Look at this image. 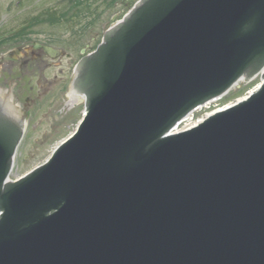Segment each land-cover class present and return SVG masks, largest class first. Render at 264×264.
Wrapping results in <instances>:
<instances>
[{
    "label": "water",
    "instance_id": "water-1",
    "mask_svg": "<svg viewBox=\"0 0 264 264\" xmlns=\"http://www.w3.org/2000/svg\"><path fill=\"white\" fill-rule=\"evenodd\" d=\"M263 67L264 0H141L77 69V132L17 182L0 102V264H264V82L173 133Z\"/></svg>",
    "mask_w": 264,
    "mask_h": 264
},
{
    "label": "flooded vegetation",
    "instance_id": "flooded-vegetation-1",
    "mask_svg": "<svg viewBox=\"0 0 264 264\" xmlns=\"http://www.w3.org/2000/svg\"><path fill=\"white\" fill-rule=\"evenodd\" d=\"M46 1L52 7H45ZM132 1L0 0V28L6 25L0 30V95L25 101L18 106L28 128L29 106L50 91H60L65 70L62 61L67 60L66 69L68 65L73 69L69 87L82 57L93 51L98 38L109 29L111 9L130 7ZM67 24L71 29L64 28L63 34L62 27ZM46 47L52 48L53 54Z\"/></svg>",
    "mask_w": 264,
    "mask_h": 264
},
{
    "label": "rangeland",
    "instance_id": "rangeland-1",
    "mask_svg": "<svg viewBox=\"0 0 264 264\" xmlns=\"http://www.w3.org/2000/svg\"><path fill=\"white\" fill-rule=\"evenodd\" d=\"M138 1L139 0H133V5ZM48 3H50V1H46L45 7H52ZM129 10V7H117L111 9L108 17L109 27H111L115 22L112 20V16L115 13L119 12L117 19L121 20L129 12ZM5 27L6 25L1 27L0 30ZM62 28L64 34V28L70 30L71 26L67 24ZM65 37L66 36L64 35L62 40L63 44L66 42L64 39ZM101 39L102 37H99L97 43H99ZM78 56H80L79 52ZM66 63L67 60L62 61V67L65 70L61 75V92L59 93L57 89L52 93L50 91L45 94L39 102H36L35 104L33 103V106H30L31 135L18 168L16 180L34 170L36 167L42 165L51 156L54 149L76 131L79 122L83 118V102L81 108L76 107V111H71L70 107H68L69 92L67 91V84L72 77L73 69L71 68V65H68L69 67L66 69ZM259 83V81L243 83L228 97H226L221 102L220 106L236 103L240 99L249 96V94L257 88Z\"/></svg>",
    "mask_w": 264,
    "mask_h": 264
},
{
    "label": "bare ground",
    "instance_id": "bare-ground-1",
    "mask_svg": "<svg viewBox=\"0 0 264 264\" xmlns=\"http://www.w3.org/2000/svg\"><path fill=\"white\" fill-rule=\"evenodd\" d=\"M71 98H72V101H71V103H73V94L71 95ZM72 135V134H71Z\"/></svg>",
    "mask_w": 264,
    "mask_h": 264
}]
</instances>
